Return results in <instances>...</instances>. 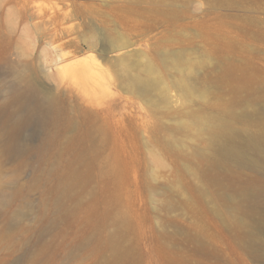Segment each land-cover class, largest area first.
<instances>
[{
    "label": "rangeland",
    "instance_id": "obj_1",
    "mask_svg": "<svg viewBox=\"0 0 264 264\" xmlns=\"http://www.w3.org/2000/svg\"><path fill=\"white\" fill-rule=\"evenodd\" d=\"M29 11L59 20L36 29L25 20ZM1 35L0 109L10 102L13 66L31 61L28 74L43 92L57 93L77 128L68 132L66 120L53 124L39 111L18 132L20 155L5 151L0 128V185L6 195L16 185L21 191L6 214L23 215L10 224L0 213V264H113L115 251L125 264H264L215 219L214 205L227 212L223 202H210L231 186V194L249 191V204L264 214V177L235 165L215 172L196 156L207 142L181 122L186 101L177 88L167 101L124 90L128 76L143 75L149 63L172 85L176 70L165 54L181 55L187 76L206 87L193 98L196 111H233L238 131L263 135L264 0H0ZM51 36L72 42L76 60L104 57L109 41L133 46L123 64L101 58L107 80L90 82L58 73L45 45ZM83 147L91 152L80 159ZM54 163L66 180L85 177L61 196L59 209L48 178Z\"/></svg>",
    "mask_w": 264,
    "mask_h": 264
},
{
    "label": "bare ground",
    "instance_id": "obj_2",
    "mask_svg": "<svg viewBox=\"0 0 264 264\" xmlns=\"http://www.w3.org/2000/svg\"><path fill=\"white\" fill-rule=\"evenodd\" d=\"M26 16L25 20L27 22L28 19L36 21L32 24V26L36 29L40 26H45L48 23L52 24V22L58 19L57 16L52 15L51 18L46 21V14L43 12L31 13L30 15H27L26 12ZM58 37L59 36H51L48 40L49 42L45 44L46 47H53V49H51V51L53 50L54 52L52 62L56 65L58 73L63 78H66V72L71 70L72 76H82V80H84L83 77H87L89 79H85L90 82L91 78H95V80L97 79V81L99 80L101 82H103L102 80H104V78L107 80L105 75L110 69L108 70V65L104 64L102 61L104 59L108 60L106 56L112 55L109 57V61L112 60L123 64L129 60L128 58H130L131 54V51H127L123 55V51L128 50L133 46L129 42L125 41H121L120 43L118 41H109L108 45L104 49L106 52L104 57L102 54L99 58L96 55L98 59L95 56H87L76 60L78 58V53L76 50H72V47L75 45L72 42H66ZM0 40L3 41L2 35L0 36ZM86 42H88L89 48L93 49L95 46L94 41L87 40ZM68 43H70V47L66 48ZM165 56L166 62L174 66L176 70L177 76L175 81H172V85L160 76L154 64L149 63L145 67L143 75L128 76V79L125 81L126 85L124 90L126 92L136 91L137 94L144 99L152 98L154 95H158L160 99H170L171 89L177 88L186 101L184 109L185 112L179 113V116L183 118L181 122L183 123L185 120L189 121L188 124L190 127L197 130L199 138H201V140H206L207 142L205 150L197 149L195 151L196 156L202 159V161L208 163L211 169L215 172L229 170L228 168L231 165H235L239 168H247L249 171L255 173L256 176L254 179L262 182L261 177H264V134L259 135L238 131L234 126L233 119L239 117H237L233 111L229 112V117L221 114H204L196 111L193 106L195 102V100L193 101V98L197 96L204 97L206 95V87L203 86V83H201L196 76H187L186 73L188 68L186 67L184 59L181 55H171L167 53ZM101 58L102 60H100ZM128 69L126 71L130 72V68ZM31 70L33 71V63L31 61L20 60L18 61L17 66H13L12 72L15 77V81L8 90L10 102L5 103L0 109V128L4 136L3 148L5 151L7 150L15 155H20L23 152V148L16 142L19 130L23 125L27 124L34 115L39 113V111L43 110V112L46 113L47 122L59 124L63 120H66L65 126L66 131L68 132L74 131L77 128L75 122L68 119L67 110L58 98L57 93L55 94L51 90L43 92L35 78L28 74ZM80 77L79 79H81ZM78 82H80V80ZM98 85L100 84L97 82V86ZM11 105H16L18 110H9L8 107ZM80 137H82V135L76 134L72 139ZM47 145H50V139H48ZM82 150L81 154L78 155L80 159L85 155L87 156L91 152V148L87 147H83ZM41 151L44 152V150ZM209 175L212 174L209 173ZM48 176L49 179L55 180V185L52 187V191L57 195L54 203L57 209L61 208V196L66 195L68 191L73 188L74 181H82L85 179L84 175L76 173L73 180H66L58 163H54L52 165ZM254 179H249L246 184L248 185L256 182ZM230 187L231 186H224L226 192L223 195L219 197L217 195V197H210V202H213V200L216 199L222 201L227 212L222 213L220 209L216 207L217 205H214L212 214L215 219L222 222L225 227L232 231V233L237 237L240 247L250 251L249 253H253L255 257L262 259L264 257V239L261 234L262 229H264V214L259 212L255 205L249 204L251 197L249 191L242 194H231L229 191ZM4 189V186L0 185V213L8 218L7 220L10 224H16L23 217L22 213L20 211H15L10 216L6 213L8 212V207L11 206L14 201V198L21 195V191L16 185L13 193L6 195ZM263 190L264 183H262L258 192H262ZM120 196L121 195H119V198ZM202 196L205 197V195ZM120 216V214L117 215V217ZM39 218H46L45 210L41 212ZM111 237L117 241L115 236ZM114 247V249L118 250V246L115 245ZM114 254L115 262H113V264H125L124 258L126 256H124V253L119 255L118 252L115 251Z\"/></svg>",
    "mask_w": 264,
    "mask_h": 264
}]
</instances>
